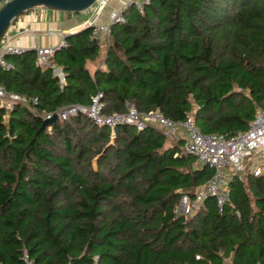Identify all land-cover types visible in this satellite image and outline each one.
Instances as JSON below:
<instances>
[{"label":"trees","instance_id":"16d2710c","mask_svg":"<svg viewBox=\"0 0 264 264\" xmlns=\"http://www.w3.org/2000/svg\"><path fill=\"white\" fill-rule=\"evenodd\" d=\"M123 15L103 39L66 35L51 67L27 50L0 69V86L28 100L0 108V264H25L24 252L30 264H264V167L231 176L221 211L207 196L177 216L213 176L183 139L155 124L111 135L82 114L42 128L101 93L103 115L131 106L190 116L203 134L245 131L264 111V0H148Z\"/></svg>","mask_w":264,"mask_h":264},{"label":"built area","instance_id":"2783aa9c","mask_svg":"<svg viewBox=\"0 0 264 264\" xmlns=\"http://www.w3.org/2000/svg\"><path fill=\"white\" fill-rule=\"evenodd\" d=\"M9 0H0V8ZM108 0H97L93 7L96 11H102ZM148 4V0H131L127 5L120 7L111 12L109 23L106 25H93L88 23L86 27H93L92 37L100 38L108 36L110 26L114 24H123L124 11L129 6H134L135 10L142 14L144 6ZM92 8V7H90ZM85 27V28H86ZM7 30L0 38V69L9 71L13 68L12 63L7 59L10 56H16L27 51L9 44L6 41ZM66 46L65 38L52 47H36V64L46 69L51 67L50 59L56 51ZM61 82L62 74L57 73ZM102 94L97 93L89 106L71 105L57 110L55 113L43 115V120H49L54 115L59 120H67L77 114H82L89 118L97 126H105L109 128L111 135L117 126L129 125L134 126L137 131L143 130L148 124H155L163 132L165 138L171 142L177 138V128L185 130V141L181 147V153L186 156H193L197 159L201 166H208L213 171V176L208 180L203 189L198 191L194 198L182 196L179 205L175 208L174 213L177 216L187 217L192 214L194 209L198 208L199 203L207 196L214 197L217 206L221 211L223 205L228 201V178L225 171H230L231 176L237 175L241 177L243 168L242 162L249 160L257 151L264 150V111H257L249 127L245 131L237 132L232 136H224L220 134H203L194 124L193 119L187 116L186 120L174 123L165 118L158 112H148L140 114L131 106H127L125 113H115L112 115H103L102 110L104 104L101 101ZM28 100L14 92H7L0 86V108H4L8 112L16 105H25ZM32 104H36V99H31ZM263 154V153H262ZM264 167V155L255 167L254 175H258ZM23 261L30 264L28 256L24 252Z\"/></svg>","mask_w":264,"mask_h":264},{"label":"crops","instance_id":"0c3cea01","mask_svg":"<svg viewBox=\"0 0 264 264\" xmlns=\"http://www.w3.org/2000/svg\"><path fill=\"white\" fill-rule=\"evenodd\" d=\"M130 1L108 0V4L100 12L96 11L94 7L71 14L43 8L32 9L13 20L7 29L6 41L13 46L27 50H34L36 47H52L57 45L66 35L81 31L88 23L93 25L108 24L111 12L127 5ZM99 39H103V37ZM57 73L61 74L59 68L56 69ZM176 134V140L183 139L185 141L184 129L177 128ZM259 160L260 158L257 159L256 163L250 162V159L246 161L250 163L252 168V166H257ZM225 174L228 178L231 177L230 171H225Z\"/></svg>","mask_w":264,"mask_h":264},{"label":"water","instance_id":"95a60500","mask_svg":"<svg viewBox=\"0 0 264 264\" xmlns=\"http://www.w3.org/2000/svg\"><path fill=\"white\" fill-rule=\"evenodd\" d=\"M96 1L97 0H9L0 8V38L13 20L29 10L43 8L57 12L78 13L89 9ZM94 43L95 41L91 40L89 45H93ZM56 120L57 117L54 115L51 119L43 121L42 128L52 124Z\"/></svg>","mask_w":264,"mask_h":264},{"label":"rangeland","instance_id":"374dc122","mask_svg":"<svg viewBox=\"0 0 264 264\" xmlns=\"http://www.w3.org/2000/svg\"><path fill=\"white\" fill-rule=\"evenodd\" d=\"M92 7H93V5H92ZM185 135H186V133H185ZM259 153H263V150H260V151L255 152L256 155L259 154ZM255 154H254V156H256ZM255 163H256V162H255ZM244 164H248V162H247V161L242 162V164H241L242 168H244V166H245ZM249 164H250V163H249ZM257 164H258V163H257ZM255 167H256V166H255ZM255 167H254V168H255Z\"/></svg>","mask_w":264,"mask_h":264}]
</instances>
